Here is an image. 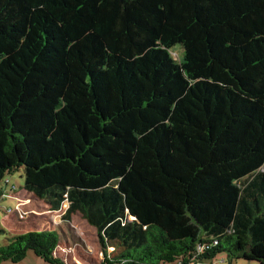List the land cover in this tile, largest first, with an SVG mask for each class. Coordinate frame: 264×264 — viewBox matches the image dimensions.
I'll return each instance as SVG.
<instances>
[{"label":"trees","instance_id":"16d2710c","mask_svg":"<svg viewBox=\"0 0 264 264\" xmlns=\"http://www.w3.org/2000/svg\"><path fill=\"white\" fill-rule=\"evenodd\" d=\"M21 168L101 264H264V0H0V201Z\"/></svg>","mask_w":264,"mask_h":264},{"label":"rangeland","instance_id":"374dc122","mask_svg":"<svg viewBox=\"0 0 264 264\" xmlns=\"http://www.w3.org/2000/svg\"><path fill=\"white\" fill-rule=\"evenodd\" d=\"M184 49L177 46L172 55L176 60H181ZM11 184H15L18 192L5 196L0 201V246L7 243L10 236L24 234L31 231H56L61 236V241L56 249L55 256L64 264H101L103 250L98 231L91 226L86 219L77 212L72 215L71 221L64 219L67 204L59 211H53L50 205L25 191V170L8 176ZM5 191L10 187L3 186ZM10 210H13L12 213ZM19 212L24 215L21 219ZM4 230L5 232H1ZM112 252L113 249H110ZM2 264H50L29 252L25 260L19 263L11 261ZM198 264H261L244 259L228 260L227 254H220L213 260H207Z\"/></svg>","mask_w":264,"mask_h":264},{"label":"built area","instance_id":"2783aa9c","mask_svg":"<svg viewBox=\"0 0 264 264\" xmlns=\"http://www.w3.org/2000/svg\"><path fill=\"white\" fill-rule=\"evenodd\" d=\"M12 211H13V210H10L11 213H12ZM19 215H20V218H21V219L24 218V215H23L21 212H19Z\"/></svg>","mask_w":264,"mask_h":264}]
</instances>
